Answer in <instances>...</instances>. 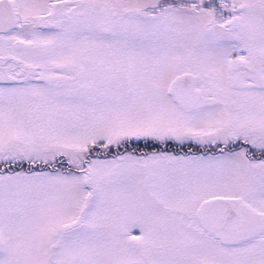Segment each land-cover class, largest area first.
<instances>
[{
  "label": "snow or ice",
  "instance_id": "6c2138e0",
  "mask_svg": "<svg viewBox=\"0 0 264 264\" xmlns=\"http://www.w3.org/2000/svg\"><path fill=\"white\" fill-rule=\"evenodd\" d=\"M0 264H264V0H0Z\"/></svg>",
  "mask_w": 264,
  "mask_h": 264
}]
</instances>
